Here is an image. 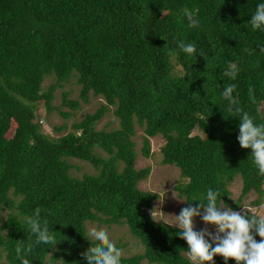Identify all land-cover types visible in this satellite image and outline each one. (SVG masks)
<instances>
[{
	"label": "trees",
	"instance_id": "obj_1",
	"mask_svg": "<svg viewBox=\"0 0 264 264\" xmlns=\"http://www.w3.org/2000/svg\"><path fill=\"white\" fill-rule=\"evenodd\" d=\"M72 78L81 102L105 105L52 138L38 106L50 112ZM79 100L62 98L71 111ZM111 107L119 128L96 130ZM136 126L143 157L151 138L164 140L161 162L179 169L187 212L229 225L221 206L236 177L240 198L255 192L259 205L264 0H0V264H264V220L249 212L233 249L151 217L156 195L137 188L151 169L135 168ZM72 160L96 174L74 177ZM88 222L126 225L143 253L118 255L89 237Z\"/></svg>",
	"mask_w": 264,
	"mask_h": 264
},
{
	"label": "rangeland",
	"instance_id": "obj_2",
	"mask_svg": "<svg viewBox=\"0 0 264 264\" xmlns=\"http://www.w3.org/2000/svg\"><path fill=\"white\" fill-rule=\"evenodd\" d=\"M53 82V78H47L43 84L46 88ZM80 86L76 83V79L72 78L69 83L64 84L62 88H58L54 92V100L52 101V110L47 112L41 103L38 106V119L42 128V132L52 138H58L67 134L73 123L81 121L86 114L94 113L99 107L105 105L101 97L90 95L87 103L79 100ZM64 94L70 100H79L80 108L71 111L63 105L62 98ZM114 108H110L105 116L97 123L96 130H104L106 132L119 128V120L113 113ZM67 113L69 116L64 117ZM65 127L62 132L55 129ZM135 135L132 140L135 142L136 160L135 168L137 170L149 167L151 169L149 176L140 181L137 188L142 192H151L156 195V199L152 202L151 209L148 210L151 217L156 222H162L175 226L192 233L195 238L207 240L212 244H218L222 240L227 242L228 247L234 248L233 228L238 224V215L240 213L249 212L255 215L259 220H264V194L261 197V203L255 205L258 199L255 192H251L245 198L241 199L242 180L236 177L229 185L231 193V203L229 206H221L223 216L230 218L232 221L225 227H216L212 224L207 211L202 210L199 214H191L185 210V202L180 198L175 187L180 183V171L174 166L162 164L161 148L164 145L162 137L157 136L150 139V157L145 158L141 155L143 146V129L136 126ZM12 132L8 134L10 138ZM74 166L71 174L74 177L81 178L83 175H94V168L83 161L72 160ZM264 190V185H263ZM238 205V210H233L232 205ZM7 212L1 213L0 224L5 220ZM87 233L91 239H103L107 242L119 246L118 255L128 257L143 253V248L135 237H133L126 225H110L99 224L97 222L86 223ZM191 260L196 261L195 257ZM2 261V260H1ZM0 261V262H1ZM199 264V262H197ZM143 264H148L144 262Z\"/></svg>",
	"mask_w": 264,
	"mask_h": 264
}]
</instances>
